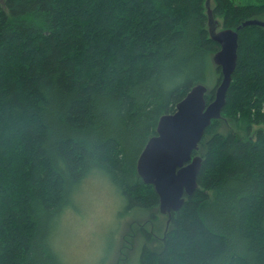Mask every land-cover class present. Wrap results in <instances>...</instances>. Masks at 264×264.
<instances>
[{
  "label": "trees",
  "instance_id": "obj_1",
  "mask_svg": "<svg viewBox=\"0 0 264 264\" xmlns=\"http://www.w3.org/2000/svg\"><path fill=\"white\" fill-rule=\"evenodd\" d=\"M208 7L222 30L264 21V0L0 2V264H64L52 237L93 170L152 213L139 264H264L263 27L238 32L227 104L193 153L197 191L162 237L146 227L160 202L143 150L193 87L209 104L222 82Z\"/></svg>",
  "mask_w": 264,
  "mask_h": 264
},
{
  "label": "water",
  "instance_id": "obj_2",
  "mask_svg": "<svg viewBox=\"0 0 264 264\" xmlns=\"http://www.w3.org/2000/svg\"><path fill=\"white\" fill-rule=\"evenodd\" d=\"M208 17L210 37L220 46L213 57L214 64L222 73L215 99L208 104V87L203 84L193 87L173 114L160 119L157 135L149 140L137 163L139 176L145 184L154 186L159 196V210L168 216L167 226L172 214L183 207L186 197H191L198 189L197 179L203 159L193 156V153L198 150L212 122L221 119L227 104V94L238 62V32L249 26L264 28V21L249 20L237 30L218 31L219 24L214 20L210 7Z\"/></svg>",
  "mask_w": 264,
  "mask_h": 264
},
{
  "label": "rangeland",
  "instance_id": "obj_3",
  "mask_svg": "<svg viewBox=\"0 0 264 264\" xmlns=\"http://www.w3.org/2000/svg\"><path fill=\"white\" fill-rule=\"evenodd\" d=\"M214 85L212 78L209 86ZM155 212L157 221L146 227L162 237L168 216L159 209ZM151 214L140 208L127 211L119 189L104 172L93 170L74 193L72 206L60 216L52 242L64 264H128L122 261L125 253L130 264H139L142 240L136 228Z\"/></svg>",
  "mask_w": 264,
  "mask_h": 264
}]
</instances>
